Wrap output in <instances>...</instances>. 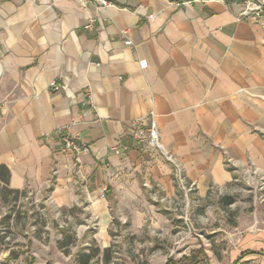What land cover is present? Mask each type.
<instances>
[{
	"label": "crops",
	"instance_id": "0c3cea01",
	"mask_svg": "<svg viewBox=\"0 0 264 264\" xmlns=\"http://www.w3.org/2000/svg\"><path fill=\"white\" fill-rule=\"evenodd\" d=\"M110 1L99 10L81 0H0L8 186L48 187L56 206L82 208L103 246L115 220L143 228L152 204L178 188L170 164L125 133L150 111L197 191L231 180L224 152L264 170L259 23L238 20L239 5L226 0ZM58 127L87 143L78 160L56 142Z\"/></svg>",
	"mask_w": 264,
	"mask_h": 264
},
{
	"label": "rangeland",
	"instance_id": "374dc122",
	"mask_svg": "<svg viewBox=\"0 0 264 264\" xmlns=\"http://www.w3.org/2000/svg\"><path fill=\"white\" fill-rule=\"evenodd\" d=\"M223 155L231 180L199 192L184 168L186 188L172 177L175 195L152 204L141 229L115 220L107 246L83 209L56 206L48 187L16 194L0 181V264H264V170Z\"/></svg>",
	"mask_w": 264,
	"mask_h": 264
},
{
	"label": "built area",
	"instance_id": "2783aa9c",
	"mask_svg": "<svg viewBox=\"0 0 264 264\" xmlns=\"http://www.w3.org/2000/svg\"><path fill=\"white\" fill-rule=\"evenodd\" d=\"M83 4L91 3L96 6L97 9L102 10L107 6L112 5L110 0H81ZM227 2L236 3L240 9L237 14L238 20L254 19L256 20L262 31L264 40V0H226ZM95 18L89 17L83 24L86 29H91L94 26ZM124 32V31H123ZM126 44H131L129 39L125 40ZM140 66L145 65L144 60L139 61ZM60 85L56 80H52L49 83V88L58 89ZM86 100L91 102V94L86 91ZM2 117L1 102H0V118ZM144 121V122H143ZM56 142L63 149L72 153L75 159H79L81 153L88 151V145L84 141L79 140L76 135L71 134L66 128L58 127L55 131ZM126 134L131 136L138 143L145 145L157 152V154L172 168V174L177 185L181 189H185L186 175L184 173V166L178 157L167 149L160 140L159 127L154 118L153 111H150L141 119H134L129 121L125 131ZM47 136V135H45Z\"/></svg>",
	"mask_w": 264,
	"mask_h": 264
},
{
	"label": "trees",
	"instance_id": "16d2710c",
	"mask_svg": "<svg viewBox=\"0 0 264 264\" xmlns=\"http://www.w3.org/2000/svg\"><path fill=\"white\" fill-rule=\"evenodd\" d=\"M174 1L181 2L183 0H174ZM8 175H9L8 169L5 166H0V181H3L4 184L7 186V188H8L7 192H14L16 194L25 193L26 192L25 189H13V188H10L8 186ZM105 250H107V248H105ZM13 257H14V251L12 249H9L8 250V254H7V258L10 259V258H13ZM191 260L193 261L192 258H191ZM80 264H84V263L81 262ZM167 264H172V263L169 260Z\"/></svg>",
	"mask_w": 264,
	"mask_h": 264
}]
</instances>
